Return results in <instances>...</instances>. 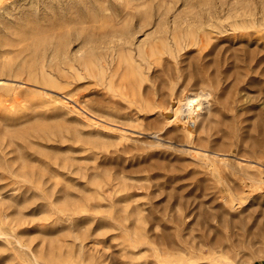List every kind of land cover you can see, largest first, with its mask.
Here are the masks:
<instances>
[{"label":"rangeland","instance_id":"obj_1","mask_svg":"<svg viewBox=\"0 0 264 264\" xmlns=\"http://www.w3.org/2000/svg\"><path fill=\"white\" fill-rule=\"evenodd\" d=\"M262 259L264 0H0V264Z\"/></svg>","mask_w":264,"mask_h":264},{"label":"bare ground","instance_id":"obj_2","mask_svg":"<svg viewBox=\"0 0 264 264\" xmlns=\"http://www.w3.org/2000/svg\"><path fill=\"white\" fill-rule=\"evenodd\" d=\"M197 93V92H196ZM204 92H200V93H198V94H192V95H190V94H188V95H186L184 98V100H185V103H183L182 105H181V107H186V108H184L183 109V111L184 110H188L189 111V105L190 104H193L192 102H194V100H198L199 102H198V110H200V105H201V103H200V100H202V99H204ZM178 100V99H177ZM180 100V99H179ZM203 101V100H202ZM202 104H203V102H202ZM191 106V105H190ZM202 106V105H201ZM167 111V110H166ZM175 114V113H174ZM187 114V113H186ZM176 116V115H175ZM190 131V130H189ZM192 133V132H191ZM254 189H255V187H254ZM253 190V189H252ZM241 203V202H240ZM226 263H229V261H226Z\"/></svg>","mask_w":264,"mask_h":264},{"label":"crops","instance_id":"obj_3","mask_svg":"<svg viewBox=\"0 0 264 264\" xmlns=\"http://www.w3.org/2000/svg\"><path fill=\"white\" fill-rule=\"evenodd\" d=\"M253 264H264V259L259 260V261L255 262V263H253Z\"/></svg>","mask_w":264,"mask_h":264}]
</instances>
